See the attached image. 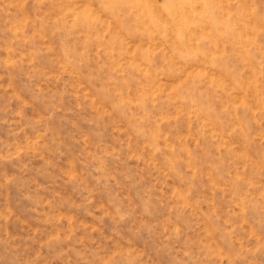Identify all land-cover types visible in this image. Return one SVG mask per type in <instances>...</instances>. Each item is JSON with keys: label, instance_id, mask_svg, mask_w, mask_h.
<instances>
[{"label": "rangeland", "instance_id": "374dc122", "mask_svg": "<svg viewBox=\"0 0 264 264\" xmlns=\"http://www.w3.org/2000/svg\"><path fill=\"white\" fill-rule=\"evenodd\" d=\"M0 264H264V0H0Z\"/></svg>", "mask_w": 264, "mask_h": 264}]
</instances>
